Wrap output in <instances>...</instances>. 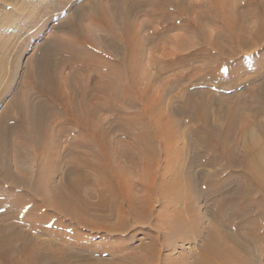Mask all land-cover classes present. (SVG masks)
I'll list each match as a JSON object with an SVG mask.
<instances>
[{"label": "bare ground", "instance_id": "6f19581e", "mask_svg": "<svg viewBox=\"0 0 264 264\" xmlns=\"http://www.w3.org/2000/svg\"><path fill=\"white\" fill-rule=\"evenodd\" d=\"M120 1L114 0L109 5V9H113V11L109 10L110 12L107 11V6L104 4L102 5L104 11L100 12L98 6L100 3L98 2V5L94 3L88 11H84L82 7L78 8L73 14V18L54 27L58 33H67L71 40H67L68 36H65L66 39L62 36L53 37L51 44L46 45L42 49L43 52L41 51L39 54L40 56L36 58V65L34 64L36 69L31 75L32 82L30 81L29 89L23 93V98L20 101H17L19 96L11 101V106H13L11 108H15L18 116H13L11 111L12 116H10L9 109L8 111L5 109L6 111L0 116L2 147L0 154L6 156L9 153L8 146L11 145L12 162L15 164L14 171L8 164L0 167L1 182L7 189L13 191H9L5 198L0 200V208H6L3 214L6 216L10 213V210L7 209L8 205L32 202L33 207H30V210L39 215L37 219H30L26 223L33 234H26L25 231H21L19 234L20 229H18L19 233L10 232L11 234H8L7 228L9 227L0 228V264H125L126 258L121 259L122 263H114L108 259L105 261L96 259L99 251L106 252V246L115 244L114 242L105 241L106 244H103L101 249L88 250L86 248L88 244H85V248L80 244L82 240L84 244L83 235L82 238L77 234L70 236L69 240L66 241L65 236L58 235L59 232L40 227V225L46 218L47 211L53 210L58 215L56 224L61 229L71 228L73 231H80V228H89V230L97 232L109 231L113 233L112 235H121L130 230V228H126L125 223L121 222L118 227L113 226V228L115 227L113 229L103 222L91 224L86 221V216L92 211L94 215L103 213L105 218H109L117 211L128 212L136 220L139 216L144 217V220L148 218L147 215H150L149 207L147 209L140 208V212L137 210L138 205L132 194V184L130 180H126L129 170L124 171L121 169L122 166H117L118 157L112 155L111 150H109L111 147L110 132L99 118L104 109L110 112L114 110L111 105L102 103L103 93L108 91L115 96L117 93L126 91V88H121L119 91L112 84L113 82L109 83L102 75L97 77L92 73L94 71L100 72L106 68L116 75L119 74L127 83V87L134 88V84L139 83V55L143 50L144 43L166 38L171 32L178 30L183 31V34L169 36L171 44L175 48L177 47V50L183 51L187 48H194V51L187 55H183V53L174 55L172 51H168L167 48L164 49V56L167 58L165 66L162 65L160 70L151 73L143 92H137L140 94L138 98L148 106L149 115L153 116L154 113L156 120L153 116V125H158L160 118H167L168 113H170L169 108H171H168V112L164 108L160 110L162 100L168 97L177 85L186 81L207 82V80H213L225 82L229 88H233V91L225 99H215L221 105L219 114L221 123L219 125H215V123L210 125L209 123L214 113H212V109L208 110V107L213 102L206 100L204 94L201 95V98L205 102L185 103L182 108L196 109V114L190 113V115L193 114L195 118H200L204 123L203 128L208 132L204 137L199 135L192 145L200 153V159L208 165L210 159L207 157V152L216 150L218 156L226 160L231 168L239 169L242 172L239 177L238 175L237 177H230V180H237L235 181V190L226 194L224 190L222 192L223 198L216 202L217 208L213 217L218 218V220H212L208 239L202 245L201 256L197 258L195 264H217L216 261L222 259L226 260L224 264H259L260 261L264 263V75L250 81L256 87L247 90V97L239 93L242 90L239 91V88L243 85V81L231 79V74L235 72L252 71L258 75L264 72V62L256 64L253 61L251 64L252 59H244L245 56L239 54L240 52L242 54V50L245 48H252L254 45H257L255 49L258 46H264V2L255 1L256 7L253 5V8L255 11H259L258 13L254 11L258 22L254 30L248 31L246 27L248 14L251 16L254 14L249 9L239 12V9L230 0H213L211 11L210 8H207L211 15L206 12L197 15L198 12H195L191 6H181L187 0H125L128 2L126 7ZM202 6L200 4L198 7L202 9ZM144 10L149 12L153 22H151L152 20L143 21L144 23L141 22L140 25L138 23V27H135L133 19ZM174 12L183 15L184 19L180 20ZM191 12L195 14H191ZM87 18L102 28L109 29L111 37L104 38L103 46L100 47L92 42L90 36L88 35V37L84 33L88 27H83L82 32L81 29L83 28H80V25L85 26L86 24H81V22ZM215 20H219L223 27L220 35H215L208 26L215 23ZM163 23H167L168 26L162 27ZM114 25H118V28L113 29ZM143 31L146 32V35H142ZM247 33H250L249 38ZM184 35L188 37L195 35L197 41L195 43L188 42V38L186 39ZM118 37L121 42L117 40ZM217 55L220 57L223 55L225 58H222L223 60L218 59L216 58ZM239 55L244 61L236 63L230 61ZM199 59L206 61L205 66L208 69L213 67L212 65L215 63V67H222L223 72L216 75L214 71L210 70L204 76L202 75L203 77H198L195 73L194 76L189 77L188 72L190 73L191 69L188 71L180 70V68L194 65ZM176 69L180 71L175 73ZM170 72L175 74L170 76L165 83L163 82L159 89V95H155V92L153 93L154 84L156 85L158 81L162 82L163 75ZM90 74L92 75L89 76ZM87 80L89 85H86ZM149 91L152 92L150 95ZM197 93L194 92L193 95ZM62 115L66 117V120L58 122ZM165 123V133L168 134V137L175 138L177 136L176 123L172 120H166ZM69 124L75 125L74 132L77 131L83 137H90L89 139L86 138L84 144L87 142L89 146L94 142L99 148V155L92 159L85 154H78L77 162L73 165L66 164L64 166L66 168L64 182L49 188L47 184L54 179L58 171L60 173V168L58 163H55L53 155H50L52 147L49 139H47L48 130L54 126L57 129L54 135L58 138L68 131L69 128L66 129V127ZM162 129H157V135L163 131ZM22 130L32 138V147L43 149L41 155L45 156L44 162H39L29 150L24 159H26V163L32 164L31 168H26L21 161L23 149L20 145L13 142L14 140L6 144L13 131L17 133L16 131ZM139 130L138 134L133 132L129 134L141 139V142L137 144L141 150L143 149L140 151L145 152V155H149V159L153 160V151L150 149L154 140L151 133L153 129L151 127L150 132L149 129L140 127ZM143 141H145L146 146ZM201 149L203 150L201 151ZM238 152L241 155H238ZM35 156L39 157L40 153ZM29 164L27 165L29 166ZM152 166L153 164H150L146 167L150 170ZM17 169L18 173L15 172ZM93 170L96 172L99 185L92 180ZM152 172H155V169ZM21 173L20 177L18 174ZM154 176L152 177L153 185L147 189L149 195L158 192L155 187L156 177ZM121 183L124 184V188ZM171 184L176 188L179 187L176 178H173ZM90 185L92 186L90 187ZM222 185L224 188L226 183H222ZM164 188L163 185L159 190L162 191ZM19 189H24V192L29 196L14 192ZM39 197L43 198V201ZM122 197H126L128 200V210L118 205ZM93 198L97 199L96 203L92 202ZM144 206L146 207V205ZM67 216L70 220L69 223L66 220ZM123 218V214L117 216L120 221H125ZM236 220H238L237 223ZM222 221L228 223L226 226L229 230H222V226H220ZM13 227L15 228V226ZM41 235L47 236V239H40ZM152 242L151 244H149L150 242L148 244L142 243L138 247L147 250L146 247L154 245ZM256 246H261L259 253L252 251V248ZM83 249L86 250V254ZM134 250L136 249L134 248ZM112 256L117 255L111 254ZM126 264L138 263L134 258L128 259Z\"/></svg>", "mask_w": 264, "mask_h": 264}, {"label": "rangeland", "instance_id": "374dc122", "mask_svg": "<svg viewBox=\"0 0 264 264\" xmlns=\"http://www.w3.org/2000/svg\"><path fill=\"white\" fill-rule=\"evenodd\" d=\"M113 1L114 0H0V116L4 113V111H8V109L10 116H12L11 113H13V116H18L15 108H11L13 107L11 106V101L13 98L16 99V96H19L17 97V101H20V99L23 98V93L29 89L30 83L32 82L31 75H33V72L36 69V67H34L36 58L40 56L39 54L41 51L43 52L42 49L46 45L51 44L53 37L62 36L66 39L65 36H68L67 40H71V37L67 33H58L55 31L54 27H57V25L61 22H65L73 18L72 16L76 13L75 11L78 8L82 7L84 11H88L92 5L97 2L101 5L100 6L97 3L100 7V12L104 11V6H107L108 12L113 11V9H109V5H111ZM212 1L213 0H187L184 1L181 6H191L192 9L194 8L193 10H195V12H198L197 15L203 12L209 14L211 11ZM233 1L230 0L232 4L236 5L239 12L246 9L252 11V14L254 15L251 16V14H248L246 27L248 31L254 30L258 22V19L255 18V12L258 13L259 11H255L253 5L256 2L263 3L264 0ZM122 2L125 7L128 5V2L125 0L120 1V3ZM103 4L104 6H102ZM200 4L203 5L202 9L201 7H198ZM254 6L256 7V5ZM207 8H210V11L207 10ZM144 11H141L139 15L133 19L135 27H138V23L140 25L143 21L152 20L149 12ZM193 13L194 12H191V14ZM174 14L179 16L180 20L182 18L184 19L183 15L175 12ZM83 21L85 23L81 22V24L86 25H80V28L88 27V29H85L84 33H86L87 36L89 35L91 41L98 44V46L101 47L104 45V38L111 37V33L108 28H102L100 25L95 24L88 18ZM151 22H153V20ZM167 26V23L162 24V27L164 28ZM208 26L215 35H220L223 29L219 20H215V23ZM115 27L118 28V25H114L113 29ZM84 28L81 29L82 32ZM143 34L146 35V32L143 31L142 35ZM174 34L180 35L183 34V31L178 30L171 32L169 36H173ZM247 35L249 38L250 33H247ZM169 36L163 39L149 41V43H144L143 50L139 55V83H136L137 85L134 84V88L127 87V83L119 74L116 75L113 71H108L106 68L100 70V72L94 71L92 73L97 77L102 75L109 83L113 82L112 84L115 85L119 91L121 88H126V91H122L120 94L117 93L115 96L113 93H109L108 91H106L107 93L104 92L106 95L103 93L102 103H104V105H111L114 110L113 112H110L104 109L100 113L99 118L100 121H103L105 128L110 132L111 147L109 150H111L110 153L112 155L114 154L118 157L117 166H122L121 169L124 171L129 170L126 180H130L132 184V194L136 200V204L138 205L137 210L140 212V208L147 209V207H149L150 215H147L148 218L144 220V217L141 218V216H139L136 220L131 214L129 215L128 212L123 213L117 211L109 218H105L106 216L103 213L94 215L92 211L88 213V216H86L87 222L91 224H94V222H103L105 225H108L109 228H113V226L118 227L121 222L125 223L127 226L126 228H130V230L121 235H112L113 233L109 231L97 232L95 230H89V228H80V231H73L71 228L61 229L58 224H56L58 215L53 210L47 211V220L44 218V221L40 225V227L59 232L58 235L65 236L66 241L69 240L70 236H76L77 234L82 238L83 235L84 244L82 243L83 240L80 244L83 245L82 247H84L85 244H88L89 246H85L88 250L101 249V247L104 246L103 244H106L105 241L115 243H107L108 246H106V252L99 251L96 255V259L103 261L108 259L112 260L114 263H122L123 261H121V259L126 258L124 260L125 264L128 259L132 260L134 258H136V262L138 264H195L197 258L201 256L202 245H204L208 239L212 226V220H218V218L213 217L214 211L217 208L216 202L223 198L222 196L224 194H222V192L224 190L225 194L235 190V181L237 180H230V177H237V175L239 177L240 173H242L239 169L231 168L226 160L218 156L219 154L216 150L213 152H207V157L210 159V163L208 165L200 159V153L196 151L192 145L194 144V140H196L199 135L204 137L208 132L203 128V121L200 118H195L193 116V114H196L197 112L196 109H189L187 107H185V109L182 108V105L185 103L191 102L193 104L196 103V101L197 103L205 102V100L201 98V95L204 94L206 100L213 102L208 107V110L212 109V113H214L213 117L210 118L209 123L210 125H214V123L215 125H219L221 123V119L219 117L221 105L219 102H216L215 99H225L226 96L233 91L232 87H230L232 88L230 89L229 85H226L225 82L213 80H207V82L186 81L183 84L177 85L173 88V91L169 93V96L162 100L160 110L164 108L168 112V108H171H169L170 113H168L167 118H160L158 125H153L152 119L154 113L153 116L149 115L147 112L148 106L145 102L138 98L140 96L138 93L141 91L143 92L151 73L153 74L165 66L167 58L164 56V49L167 48V50L172 51L174 55L182 53L183 55H187L194 51V48H187L183 51L177 50V47L175 48V46L171 44V38ZM186 36L187 35H184L186 39L188 38V42L191 41L195 43V41H197L195 35L192 37ZM118 38L117 40L121 42V39ZM255 46L257 45H254L252 48H245L242 50V54L241 52L239 53L240 55L245 56L243 57L244 59H252L251 64L253 61L256 64L264 62V46H258L257 49H255ZM240 55L235 57L237 58L236 60L233 58L230 61H235V63L244 61ZM216 58L222 59L225 57L223 55L221 57L217 55ZM205 62L206 61L204 59H199L194 65L186 68H180V70L188 71V69H191V72H188L189 77L194 76V73L198 77H203L210 70H212V72L214 71L216 75L223 72V68L215 67V63H213V67H209L208 69L205 66ZM194 68L197 69L193 70ZM180 70L176 69L174 72L177 73ZM174 72L165 73L163 75L162 82L158 81L156 85L153 83L155 86L153 93L155 92V95H159L161 85L163 82L165 83L170 76H173V74H175ZM263 75L264 72L259 75L252 71L239 73L235 72L231 74V79L235 81L237 79V81H243V85L239 88V91L241 89L242 90L239 93L244 94V97H247V90L256 87L255 85H252V82L250 81L261 78ZM86 82V85H89L88 80ZM170 82L171 80L169 83ZM151 91H149V95L152 93ZM194 92L198 93L193 95ZM190 113L193 114L190 115ZM65 120L66 117H63L62 115L59 117L58 122ZM166 120H172L176 123L177 136L175 138L170 136L168 137V134L165 133ZM52 127L48 130L49 134H47V139H49L48 141L52 147L50 149L52 152L50 155H53L55 163H58L57 165H59L60 173L58 171V174L54 176V179L47 184L49 188L60 185L64 182L63 179L66 172V168H64V166L66 164L73 165L77 162L76 157L78 154H85L92 159H95L97 155H99V148H97L98 146L95 145L94 142L89 146L87 142V145L84 144L85 140L90 137H83V135L81 136V134L77 131L74 132V124H69L66 127V129L69 128L67 129L68 131L58 138L54 135L57 129L55 127L52 129ZM140 127L147 128L150 132L151 127L153 129L151 133L154 136V140L152 141V145L150 147L151 151H153V160H150L148 157L149 155H145L144 151V153H142L141 151L143 149L141 150L138 147L137 144L141 142V139L137 136L129 134L130 132L138 134ZM158 128H163V131L157 135ZM16 132L17 133L14 131L12 132L13 135H10L11 137L8 138L6 144H9L14 140L13 142L21 146V149H23L22 151L25 153L24 154L22 152L23 156L21 157V161H23L24 166L26 168L32 167V164H29L28 161V163H26V159H24V156H26L29 150L32 151L34 158H36L37 161L44 162L45 156L41 155V150L43 149L33 148L31 145L32 138L25 131L22 130ZM143 142L146 146L145 141ZM0 148L2 149L1 137ZM202 150L203 149H201V151ZM8 151L9 153L6 156L4 154H0V167L8 164L14 171L15 164L12 162L13 151L11 145L8 146ZM39 153V157L35 156L39 155ZM238 155H241V153L238 152ZM130 156H132L131 158L133 161ZM134 160L136 161L134 162ZM27 164H29V166ZM150 164H153L151 168L152 170H149L147 169L148 167H146L147 165L150 166ZM153 169H155V172H152ZM94 170L92 173L93 176L91 177L92 180L99 185V181ZM15 172L18 173V169ZM90 172L92 171L90 170ZM18 175L21 177L22 173ZM153 175L156 177L155 187L158 192L149 195L147 189L153 185ZM173 178L178 180V188L172 186L171 181ZM222 183H226L224 188H222ZM163 185L165 188L162 191L159 190V188ZM91 186L92 185H90V187ZM122 187H125L124 184ZM9 191L11 190L7 189L0 179V200H3ZM24 191V189H19L14 192L16 194H25L26 196H29V194ZM42 199L41 201H43ZM92 202L96 203L97 199L93 198ZM31 204L33 203L24 202L8 205L7 209L10 210V213L6 216L3 215L6 208H0V228L3 229L4 227H9L7 228L8 234H16L19 231L18 229H20V233L18 232L19 234H21V231H25L26 234H33L30 232V227L28 228L26 223L30 219H37L39 215L37 212L35 214L32 210H30V207H33ZM118 205H120V207L122 206L125 210L129 209V203L126 197H122ZM144 205H146V207ZM119 214L124 215L123 219L125 221L117 219ZM66 220L67 223L70 222L68 216L66 217ZM237 221L238 220L235 222L237 223ZM226 223V221H222L220 223L222 230H229ZM13 226H15V228ZM115 227L113 229H115ZM40 239L46 240L47 236L41 235ZM151 242L154 244V248L153 246H148L146 247V250L138 247L142 243L151 244ZM65 244L67 245L68 243L66 242ZM260 247H253L252 251H258L259 253ZM134 248L136 250H134ZM84 251L86 254V250ZM111 254H116L117 256L111 257ZM225 262L226 260L224 259L216 261L217 264H224ZM260 263L261 261L259 264ZM261 264H264L263 261Z\"/></svg>", "mask_w": 264, "mask_h": 264}]
</instances>
